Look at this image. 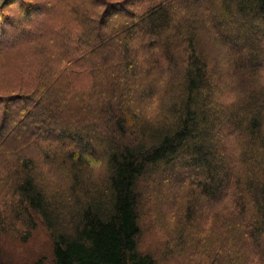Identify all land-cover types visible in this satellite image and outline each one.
Segmentation results:
<instances>
[{
    "label": "trees",
    "instance_id": "obj_1",
    "mask_svg": "<svg viewBox=\"0 0 264 264\" xmlns=\"http://www.w3.org/2000/svg\"><path fill=\"white\" fill-rule=\"evenodd\" d=\"M85 2L11 0L0 9V40L10 29L18 35L0 41V55L9 65L23 60L27 72L20 78V66L0 67L29 90L0 95V153L12 155L0 163V180L11 185V225L48 230L52 259L34 264H158L139 249V187L151 173L172 175L164 185L190 177L195 200L178 214L184 239L201 201L231 204L224 214L237 238L215 264H264V78L256 81L264 70V0ZM57 50L68 65L101 68L103 94L89 106L87 124L66 111L69 95H51ZM147 60L153 105L156 94L162 98L153 118L133 107L152 81ZM229 61L241 83L226 105L221 85L235 80L218 65ZM28 146L35 156H26ZM100 165L104 173L96 176ZM59 168L69 170L71 186L53 171ZM0 221V232L8 231V218Z\"/></svg>",
    "mask_w": 264,
    "mask_h": 264
},
{
    "label": "rangeland",
    "instance_id": "obj_2",
    "mask_svg": "<svg viewBox=\"0 0 264 264\" xmlns=\"http://www.w3.org/2000/svg\"><path fill=\"white\" fill-rule=\"evenodd\" d=\"M28 1L30 2L31 0ZM110 1L120 2L123 0ZM156 1L161 2L162 0ZM33 2L37 3V1ZM85 3L89 8V0L88 3ZM130 8L132 9V7ZM62 18L64 19V16H62ZM45 20H47V25L49 27L57 21V18L53 16ZM11 36L12 39L18 37L13 29H10L9 34L0 40L2 41L1 44L8 41ZM19 38H22V36H19ZM5 51L6 50H4V52ZM56 54L55 57L52 56L56 58L55 61L57 62V66L52 69L50 75V78L54 81L51 85L54 93L51 95H62V92L69 95L68 105L65 107L66 111L77 114L79 119L84 120V124H87L90 117L93 115L92 113L90 114L89 106L94 103L96 96L98 97L100 93L103 94V89L98 87L96 82L99 81L97 71L101 70V68L91 70L89 68L91 65L87 63L81 66L68 65V58H64V52L57 50ZM221 57V54H217L215 57L216 61L222 63ZM5 60V57L0 55V64L4 66H20L23 70L20 73H15L20 78H22L23 73L26 74L27 69L23 65V60L16 59L11 65ZM145 62V68L149 70L147 75L151 77L152 81L144 85L145 90L143 91L145 92L142 91V94H140L141 99H139L133 107L137 113L145 114L153 118V115L159 116L161 114L162 98L159 94H156L155 99L157 105H153V90H156L153 86L154 67L149 60ZM218 66L225 70L227 69L230 73V77L235 80L233 85H230L229 81H227L228 84L226 86L224 84L221 85V100H225L226 105H229V103L232 104L235 102L229 101L228 99L233 94V86L240 84L241 81L236 80L238 74L231 61ZM31 67L33 69L35 66ZM211 68H213L211 73L212 77L216 81L223 80L216 67L211 66L210 70ZM7 73L6 68L0 67V95L12 96L29 91L23 89L24 82L22 80V83L20 82V84H18L20 79L16 78L14 73ZM263 75L264 70L260 72V76L256 78V81H262L264 78ZM61 76L62 79L60 80ZM109 83H111V80H109ZM223 83H225V79ZM35 87L37 88V84ZM38 87L41 91V84L38 85ZM39 88H37V90H39ZM105 91L108 93L110 89H106ZM230 100H232V97ZM29 148L30 146L25 150L26 156H30V154L35 156V152L29 151ZM6 149L10 151L9 147ZM10 156L12 155L9 153H0V163H4ZM53 171L59 175L63 173L62 176H66L67 185L71 186L69 170H60L59 168V173L54 169ZM94 173L96 176H101L104 173V165L95 167ZM182 173L183 172H181L179 168L176 175L182 178L184 175H182ZM1 175H3V172H0V176ZM169 177H172V175L166 176L165 180H160L158 175L153 176V173H151L142 181L139 187L141 197L139 205V213L141 216L139 249L143 253L151 254L157 260L158 264H215L221 254L228 256V250L226 252H221L220 249L223 248V246L227 247V245L232 242V239L237 238V230L235 227H231L232 224L228 223V215L224 214L230 212V208H232L231 204L222 201L220 203L201 201L202 208L197 215L198 222L194 225L195 228L193 231L187 233L188 238L184 239L181 235V224L179 223L180 218H178V214L180 212L183 214L186 213L189 209V200H195V195L189 192L190 177H186L189 181L185 180V178L172 185L162 184L163 181L168 183ZM43 178L49 183L57 182L56 178L47 175ZM7 183L8 179L6 178L0 180V220L1 218H8L7 223L9 224V226L6 227L8 231H4L3 233L0 232V261L9 264H34L42 258L51 260L53 255L52 240L44 225L40 224V226L32 232H28L21 223L14 222L16 220H14L11 225L12 210L9 208L11 202V196L9 194L11 185ZM60 186L61 185H59V187ZM173 200H175V204ZM226 221L229 228L223 223ZM13 226L15 230L12 229ZM252 263L253 262L250 260L249 264Z\"/></svg>",
    "mask_w": 264,
    "mask_h": 264
},
{
    "label": "water",
    "instance_id": "obj_3",
    "mask_svg": "<svg viewBox=\"0 0 264 264\" xmlns=\"http://www.w3.org/2000/svg\"><path fill=\"white\" fill-rule=\"evenodd\" d=\"M11 0H0V9L3 8Z\"/></svg>",
    "mask_w": 264,
    "mask_h": 264
}]
</instances>
